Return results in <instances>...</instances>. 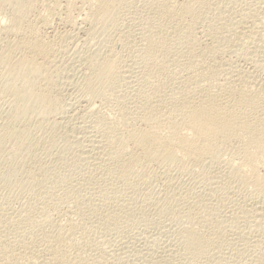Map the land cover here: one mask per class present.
Masks as SVG:
<instances>
[{"label": "rangeland", "instance_id": "1", "mask_svg": "<svg viewBox=\"0 0 264 264\" xmlns=\"http://www.w3.org/2000/svg\"><path fill=\"white\" fill-rule=\"evenodd\" d=\"M97 1L30 0L21 14L25 26L41 29L35 30L38 38L53 42L45 57L47 67L51 62L50 66L55 65L48 68L54 71L49 70L51 84L42 83L41 76L39 84L48 85L54 105L44 123L45 118L33 117L34 113L11 121L16 108L6 88L11 79L0 70L4 77L0 75V132L6 129V133L8 124L18 125L17 132L25 127L30 132L29 143L23 147H17L9 134H0L4 136L0 141V244L21 256L13 261L16 264L34 263L35 258L56 264L54 255L58 259L71 256L76 264H260L264 260V196L259 197V188L247 178L243 151L264 159V138L260 140L264 131L249 138L246 134L238 139L212 136L217 163L204 156L200 164L184 163L186 169L181 164L146 161L120 172L113 157L107 156L111 153L105 150L110 149L104 143L108 137L104 129L118 124L121 117L135 120L145 97L153 94L159 95L151 100L156 105L159 101L163 116L181 94H196L205 87L217 92L213 86L229 84L236 95L254 102L256 115L264 114V0L193 3L180 28L174 27L179 20L167 15L164 4L185 0H105L104 11L89 17ZM2 6L0 52L21 36L3 31L4 26L10 27L13 8ZM234 33L239 34L237 38ZM56 34L69 39L63 36L61 41ZM106 59L115 61V69L103 72ZM210 67L214 73L207 74L206 80L204 73ZM200 73L205 76L199 82L190 81V76ZM131 119L129 125L145 127ZM93 144H103L105 149L100 145L95 149ZM100 150H105L104 155ZM229 161L237 166L229 167ZM258 174L264 178V161ZM189 227L196 229L197 236L212 237L200 256L190 253L188 257L184 250L181 234Z\"/></svg>", "mask_w": 264, "mask_h": 264}, {"label": "bare ground", "instance_id": "2", "mask_svg": "<svg viewBox=\"0 0 264 264\" xmlns=\"http://www.w3.org/2000/svg\"><path fill=\"white\" fill-rule=\"evenodd\" d=\"M22 1L21 0H0V5L1 6L2 5L4 6L6 4H9V5H11V8H13V10H12L13 11V15H12V18H11V23L9 24L10 27H8V25H7L8 28H5L6 26H4L3 27L4 30L3 29L2 30L3 31L6 30V32L8 31V34H10V35L11 34H13V35L15 34V35H19V36L21 35L22 36V37L20 36L19 40L17 39L16 40L17 42L15 41L14 44H13L12 41H11L12 43H9L10 41L8 42L6 40L8 42V44H11V45L9 46L7 44L8 47L6 45H4V47L6 46V48L0 52L1 53L0 54V70L1 71L4 70L3 72H5V74L8 75L7 77H9L11 79V82H10V79L8 80L11 83V85H9V88L7 87L8 84L6 83V88H7V90L9 92H7L6 90L5 91L7 93H10L9 96H8V98L10 97L11 101H12L11 96L13 94V97H14L13 99L15 100V103H16V104H14L13 103L14 100H13L12 105L13 104L16 105L15 106L16 108L13 106L15 109H14L13 113L11 112L12 113V115H11L12 116V120L9 118V120H11V121H13V120L16 121V120L20 119L21 117H24L23 115H26V114H30L31 115L33 113H34L33 114V117H34L35 114H37L36 118L38 116H40V117H42L44 119L46 115L48 117L50 116V115H48V113H49V111L52 109V107L54 105V100L52 99L51 92L49 91L50 92L49 93L47 91V88H49L48 85L51 84V83H49V81L52 80V78H51L52 77L51 76L52 74L49 75L52 70H51V68L50 69H48V68L49 67H52V66H55V65L53 64L52 66H50L52 62L51 63L49 62L50 64L47 67V65H46V59L47 58H45V57H48V55L50 54V50L52 48L49 45L50 42L48 44H47V42L44 43L45 40H44V38L42 36H41L42 38H38L37 33L35 31V30L38 29L37 28L38 26L36 27L35 25H32V23H31V25H32L31 27H29L28 25L25 26L24 22L21 20V14L30 5V0H27V1L25 0L23 2ZM203 1L204 0H185V1L179 2L177 4L175 3V5H173L171 3L170 4L171 6L166 3V4H164V8L167 9V11H166L167 15H170L172 17H177L176 20H179V21L174 24V27H179L180 28L181 27V24H182L181 23V18L183 16H185L193 8V3H202ZM105 3H106L105 0H98L97 3L94 6L91 5L92 7H90L91 9H90V11L88 13V16L89 17H93V16H95V14H97L99 12H103L104 9H105ZM173 3H174V1H173ZM255 11H257V10H255ZM235 13H237V12H235ZM249 13H252V12H249ZM247 15H249V14H247ZM247 15H245V16H247ZM221 16L219 15L217 17H221ZM249 16H251V15H249ZM225 18H228V16L225 17ZM244 18H247V17H244ZM43 19H44V17H43ZM217 19H219V18H217ZM230 19H232V18H230ZM220 20H218V21H220ZM226 20L228 21V19H226ZM241 20H240V22H241ZM230 21H229V23H230ZM224 23H226V21ZM232 23H233V21H232ZM1 24L2 23H0V25ZM35 24L36 25L38 24L37 23V20H36ZM242 24H244V23H241V26L243 27ZM233 25H235V24L233 23ZM236 25H237V23H236ZM238 25H240V24H238ZM2 26L3 25H1L0 27H2ZM33 26H35L36 29L32 28ZM239 28H238V30H239ZM231 29H235V28H231ZM0 30H1V28H0ZM38 30H41V29L39 28ZM255 30H254V32H255ZM1 32L2 31H0V33ZM241 32H242V30H241ZM244 32H245V34H246V32L248 33V31H244ZM249 32H250V30H249ZM58 35L61 36L60 39L69 36V35H67V36L66 35L65 36L63 35L64 36L63 37L61 34H58ZM235 35H237L236 36V38H237L239 34H235L234 33L233 36L235 37ZM249 35L250 34H248V36ZM56 36H57V34H56ZM59 36H57V39H58ZM250 36H253V34L250 35ZM55 37H54V39H55ZM246 37H247V34H246ZM242 38H240V36H239V39H242ZM67 39H69V38L67 37ZM49 40H47V41H49ZM51 40H53V39L51 38ZM61 41H62V39H61ZM51 43H53V42H51ZM2 44H3V42H2ZM239 44H240V40H239ZM0 46H3V45H0ZM52 47H53V45H52ZM152 47H153V44H152ZM0 50H1V48H0ZM144 52L146 54H149L151 51H150L149 48L148 49L146 48ZM16 54H18V57L15 56ZM44 58H45V60L43 61ZM54 58H56V57H54ZM51 60L52 59H49V61H51ZM54 62H55V60H54ZM114 65H115V61L112 62L111 60L106 59V60H104V62H102V66L101 67H102L103 72H109L113 68L115 69ZM199 66H201V65H199ZM199 66H197V67H199ZM123 67H125V66H123ZM184 67H186V65ZM203 68H201V69H203ZM211 68L212 67H210L209 69H211ZM49 70H51V71H49ZM127 70L128 69H126L125 71L127 72ZM125 71H123V72H125ZM192 71H193V69H192ZM192 71H190V72H192ZM194 71H195V68H194ZM208 71H209V73H208ZM208 71H207V73L205 71H204L205 73L202 71L204 74H206V76L203 74L205 76V78L208 75H210V77H212V75L214 73V71H212V69L211 70H208ZM3 72H0V73L3 74ZM52 72H54V71H52ZM129 73H132L131 70L129 71ZM201 73L196 76L197 78L195 77V75L194 76H190L191 78H193L190 81H193L194 80L195 82H199V80L204 77L203 75H201ZM211 73H212V75H211ZM5 74H4V76H6ZM194 74H198V73H194ZM48 75L50 77H48ZM1 76H2V78H4L3 75H1ZM40 76L43 77V79L41 78V81L43 80L42 83L45 82V85L49 83L47 86H44L43 87V86H41L39 84ZM128 76H130V75H128ZM190 77H189V79H190ZM48 78H50V79H48ZM175 79H177V78H175ZM4 80H3V83H4ZM138 80H137V82H138ZM206 80H208V79L206 78ZM187 81H188V79H187ZM202 81H203V79H202ZM239 81H241V80L239 79ZM6 82H7V79H6ZM184 82H186V80ZM193 82H190V83H193ZM186 83L189 85V81L186 82ZM200 83H201V81H200ZM207 83H208V81H207ZM140 85H141V83H140ZM4 87H5V84H4ZM85 87H87V86H85ZM231 87H232V85H230V84H229V87H226L225 85H219V86H216V88L213 86L214 89H219V91L217 90V92L216 91L213 92V91H211V89L209 87H205L206 89H202L201 91H199V93L197 91L198 94L197 93L195 94V93H192V92H187V94L183 95V94L180 93L181 95H179V98L177 99V97H176L177 102H174L171 105L170 109L168 108V110H166L167 113L165 112V114L163 116H160L159 115V114H161L163 112V110L159 109L160 108V106H159L160 104H159L158 99H157V101H158L157 105L155 104V102L153 103L152 100H151V98L153 96L154 97H158L159 95L156 96L157 94H153L152 93L153 94L152 97H149L148 99H147V97H145V101H144L143 106H141L140 113L139 114L137 113V116H136V119H135L136 121L142 122L144 124V126H145L144 128L143 127L142 128H137V127H135L134 123H133V125L132 124L129 125L131 118L128 120L127 116L121 117V120H120V118H119V120H117L119 122H118V124L116 122V124H115L116 126L115 125L108 126L105 129L102 127L104 130L107 131L105 134H107V136H108V137L106 136L107 138L105 137L106 138V141L103 140L102 142L105 141L104 143H105L106 147H108L110 150L105 149L104 147L101 146L104 143L103 144H97L96 146L98 147V145H100V148L102 147V149L104 148L105 150L110 151L111 155H107V156H109V158H110V156L113 157L112 160L115 161L114 165H116V163H117V166L116 167L118 168V171H120V172H123V170L131 169V168L136 167V166H143L144 163L146 164V161H149V162L150 161H153V162L155 161V162H158V163H160L162 165H166L167 164L166 166H172V165L179 166V164H181V165H183V168H185L187 166V165H185V167H184V163H186L187 161L189 162V160L192 163L195 162V163H199L200 164L202 162V160H203L202 158L204 156H207V159L210 158L211 161L216 162L217 159H218V157L215 155V153L213 154V151L216 148L213 147L214 146V143H213L214 141L212 139V136H226L228 138H237L238 139L239 136L241 137V135L246 134V136H248V138H249V136H253L259 130H260V132L261 131H264V114L256 115V113L253 111V109H254V102L252 100H250L249 97L236 95L234 93V91L231 89ZM88 89H89V87H88ZM11 91H12V93H11ZM149 95H151V94H149ZM171 99H173V98H171ZM11 101L9 100V103H11ZM12 105H10V106H12ZM136 109H138V108H136ZM63 111H65V110H63ZM85 112H87V111H85ZM129 113H130V111H129ZM158 115L160 116V118L161 117H163V118L162 119H159L158 118ZM31 116H28V117H31ZM48 117H46L45 120H43V123L46 122V120H47ZM155 118H158V119L156 120ZM135 120H132L131 122H135ZM39 122H40V120H39ZM20 123H18V124H20ZM43 123H41V125ZM48 123L49 122H47V124ZM51 123L53 124V122H51ZM55 123L56 122H54V124ZM16 124L14 123V125H16ZM121 125H123V128L125 126L126 129L123 130L121 128ZM9 126L14 127L15 132ZM2 127H3V125H2ZM6 127H7V125L5 126V128ZM16 127H18V125L17 126H13V125L8 124V129L6 131L7 135L9 134L11 136L10 137V140L17 147L26 146V144L29 143V141H28L29 140V134L28 133H30L29 130H27L28 133L25 132V129H26V127H25L24 130L22 128V131L17 132V128ZM20 127H22V125ZM53 128H55V127H53ZM119 128H121V130H123V131H121ZM19 129H21V128H19ZM1 130H2V128H1ZM3 130H4V128H3ZM5 130H4V132H5ZM4 132L2 131V132H0V134L1 133H4ZM6 133H4V134H6ZM73 133H74V131H73ZM263 134L264 133H262V138L260 140H262L264 138L263 137L264 136ZM1 136H3V135H1ZM6 137H8V136H6ZM101 138H99V139H101ZM3 139H4V136H3V138L0 137V141L3 140ZM79 139H80V137H79ZM86 139H88V138H86ZM88 140H90V139H88ZM96 142H97V140H96ZM94 143H95V139H94ZM98 143H100V141H98ZM88 144H90V143H88ZM86 145H87V143H86ZM93 146H94V144H93ZM97 147L94 146L95 149H98ZM95 149H92V152ZM105 150H100V154H101L102 151L105 152ZM85 153L87 154V152H85ZM110 153H108V154H110ZM94 154H95V151H94ZM96 154H97V152H96ZM102 154H103V152H102ZM97 158H98V156H97ZM243 158H244V164L247 166V171H246L247 178L250 179L251 183H253L255 186H257L259 188V190H258L259 197L260 196L261 197L264 196V178L261 177L258 174V167L260 165H263L264 159L258 158L253 151H250L248 149H245L243 151ZM93 159H95V158H93ZM98 160H100V159H98ZM94 161H96V160H94ZM108 161H110V160H108ZM204 162L202 163L203 165L205 164ZM104 163L106 165L107 162H104ZM111 163H113V162H111ZM111 163L108 162L107 165H109ZM211 163L213 164V162H211ZM221 163H224V162H220L219 164H221ZM148 164L151 165V163H148ZM160 164H158V165H160ZM188 164H190V163H188ZM114 165H112V166H114ZM227 165H229V167H236L237 166V164L234 161H229L227 163ZM109 167H106L107 169L106 168L105 169L108 170ZM180 167H182V166H180ZM113 168H115V167H113ZM183 168H181V169H183ZM187 168L188 167H186V169ZM189 169H190V167H189ZM110 170H112V169L110 168ZM183 171H184V169H183ZM259 197H258V199H260ZM262 199H264V198L262 197ZM192 204L194 206V203H192ZM191 208L192 207H190V209ZM190 213H191V211H190ZM261 215L262 214H260V216ZM263 215H264V213H263ZM181 235H182V238H183L182 241L184 240V242H183L184 244L183 243L182 244L184 245V248L185 249L184 248L183 249L189 254L188 257H190V253L193 254V255H195V256L202 255L203 252H205L206 249L208 248V246L210 244V240L212 238L211 237V238H208L207 239L204 236H202V237L197 236L198 235V232L196 233V229L195 230L194 229H190V227H189V229H185L182 232ZM211 243H212V241H211ZM1 244H0V264H16L13 261L14 260H17L18 256H15L14 253L12 254V252H11V250H9V248L7 249V248H5V246H3ZM173 247H174V245H173ZM52 252H53V255H54L55 254V250L52 251ZM20 254H22V253H19V256H20ZM50 255H52V254H50ZM187 255H185V256H187ZM32 257H33V259L35 258L34 256H32ZM32 257H31V259H32ZM70 257L68 259V257L65 255L64 257L58 259L54 255V258H56L55 259L56 264H76V262H74L73 260L72 261L70 260L71 259ZM77 257H79V255ZM171 257H173V256H171ZM19 258H21V256ZM36 259L37 258H35V261H32L31 260L34 263H31L29 261L30 263H24L23 262L22 264H44L45 260H47V258L46 259L43 258L44 261L41 262L40 260L42 258L40 260L38 259V261H40V263H39L38 261H36ZM74 260H76L75 257H74ZM78 262H79V259H78ZM263 262H264V260L262 262H260V264H264ZM45 264H46V262H45ZM51 264H53V263H51ZM79 264H81V263H79Z\"/></svg>", "mask_w": 264, "mask_h": 264}]
</instances>
